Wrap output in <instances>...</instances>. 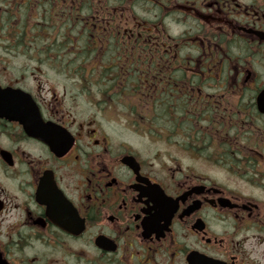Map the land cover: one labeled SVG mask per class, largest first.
<instances>
[{"label":"flooded vegetation","instance_id":"obj_1","mask_svg":"<svg viewBox=\"0 0 264 264\" xmlns=\"http://www.w3.org/2000/svg\"><path fill=\"white\" fill-rule=\"evenodd\" d=\"M29 1L60 53L16 77L0 57V89L65 148L0 118V264H264V0ZM77 64L101 65L103 105L55 69Z\"/></svg>","mask_w":264,"mask_h":264},{"label":"trees","instance_id":"obj_2","mask_svg":"<svg viewBox=\"0 0 264 264\" xmlns=\"http://www.w3.org/2000/svg\"><path fill=\"white\" fill-rule=\"evenodd\" d=\"M20 7H4L6 13L0 14V16L5 19L4 22L0 20V35L3 33H8V38L5 40L0 38V49H7L9 54H12L14 57L23 56L27 61H40L42 60H52L56 59L60 52L56 49L57 47L51 42L49 45L45 44L42 37H38L34 33V29L30 25L28 19L29 9L31 7V2L29 0H22ZM20 20V26L14 27V20ZM20 27V30L23 31L22 38L16 39V30ZM33 29V35H26L25 32L31 31ZM12 37V38H11ZM22 43V44H20ZM18 48H20L18 50ZM56 69V68H55ZM67 69V68H66ZM69 71L64 72L67 75L77 76L82 82L87 85L86 90H91V93L99 105H103V96L102 93H106V90H103L104 87L101 85L102 82V71L100 64H90L83 66L77 64L73 67H68ZM57 71V69H56ZM115 79V77H112ZM99 100V101H98ZM156 125L152 124V121H143V123L133 125V129L140 131H152Z\"/></svg>","mask_w":264,"mask_h":264},{"label":"water","instance_id":"obj_3","mask_svg":"<svg viewBox=\"0 0 264 264\" xmlns=\"http://www.w3.org/2000/svg\"><path fill=\"white\" fill-rule=\"evenodd\" d=\"M0 118L21 123L25 132L31 135L28 121L37 118V110H35L32 99L22 91L10 88L0 89ZM43 140L49 143L46 138ZM53 149L56 151L57 147Z\"/></svg>","mask_w":264,"mask_h":264},{"label":"rangeland","instance_id":"obj_4","mask_svg":"<svg viewBox=\"0 0 264 264\" xmlns=\"http://www.w3.org/2000/svg\"><path fill=\"white\" fill-rule=\"evenodd\" d=\"M0 57H4L3 59H7L8 57H9V59H8V62L6 61L5 62V64L7 63H9V64H11V65H13L14 66V69H11L10 68V72H9V74L12 76V77H16L17 75H18V72L19 71H22V69H23V67H21V66H19L18 64L19 63H24L25 61H23V59H21L20 57H17V58H15L14 59V57L13 56H8V55H6L5 56V54H3V52L0 50ZM1 59V58H0ZM44 71H45V69H43ZM9 74H8V72L6 73V77H7V79L10 81V77H9ZM36 76V75H35ZM46 76H47V80L49 81V82H57V81H59V80H57L56 78H55V76H57V75H55V74H51L50 72H47L46 73ZM37 77V76H36ZM36 83V82H35ZM34 82L32 83V81H30V83H29V85H28V88L30 87V85H34L35 84ZM26 85L28 84V82L27 83H25ZM83 107H85V105H83ZM116 112H118L119 113V110L118 111H116ZM120 117V114H118V118ZM108 119H111V118H109L108 117ZM114 120H116V118H114V117H112V125H111V128H110V130H112V133L114 134V135H120V136H122V135H124V134H128V133H130L129 132V130H127L122 124H121V122L119 121V120H117V121H114ZM123 123V122H122ZM139 142H141V144H139ZM139 142H138V145H139V147L142 149V150H144V151H150L151 153H159V152H161L160 150V148H158V145H157V143H148V142H145V141H143V140H139ZM135 143H137V142H135ZM142 144H143V146H142ZM170 146L171 145H168L167 146V150H169V151H171V152H174V150L172 149V148H170Z\"/></svg>","mask_w":264,"mask_h":264},{"label":"bare ground","instance_id":"obj_5","mask_svg":"<svg viewBox=\"0 0 264 264\" xmlns=\"http://www.w3.org/2000/svg\"><path fill=\"white\" fill-rule=\"evenodd\" d=\"M56 67V69L59 71V72H62V73H64V72H67V71H69V70H67L68 69V67L67 66H60V65H56L55 66ZM67 68V69H66ZM112 111V110H111ZM111 111H105L104 112V114H109V113H111ZM130 132H134V131H130ZM135 132H140V129L139 130H137V131H135Z\"/></svg>","mask_w":264,"mask_h":264}]
</instances>
